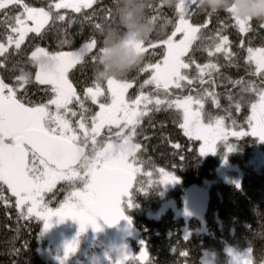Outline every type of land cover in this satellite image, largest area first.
<instances>
[{
    "label": "trees",
    "instance_id": "16d2710c",
    "mask_svg": "<svg viewBox=\"0 0 264 264\" xmlns=\"http://www.w3.org/2000/svg\"><path fill=\"white\" fill-rule=\"evenodd\" d=\"M58 2L60 0H23L30 7L49 11L50 19L39 34L28 33L19 49L15 43L9 47L7 44L8 36H15L9 26L10 18L20 14L23 7L9 5L7 11L0 10V44L7 48L6 52L0 54V79L17 88V77L28 74L29 83L18 88L17 98L30 107L47 104L52 96L48 91L50 86H40L35 82L37 66L31 60L32 52L37 47L49 52L80 50L90 43L91 38H95L97 47L87 52L84 60L69 74L77 94L83 99L87 87L92 86L96 76L97 63L92 57L98 55L102 47L101 32L94 29L93 25L100 23L106 26L115 19L113 0H94L91 8H84L80 13L72 9L57 10L54 4ZM178 3L179 0H174L172 4L165 0H152L149 15L158 17L157 26L165 30L163 38L170 35L174 30L173 24L178 22V13L175 11ZM50 5L53 7L50 8ZM105 9L111 10L109 19H105ZM58 15H64V21L56 19ZM85 17L90 19L86 20ZM166 19L173 23L165 24ZM186 19L194 26L207 22V27L201 30L204 37L213 35L221 27L219 21H224L228 27L222 35L229 37L230 49L237 55L231 63L223 53L209 57L203 50L202 41H195L185 57L186 61L191 58L195 63L184 70L192 84L184 81L181 89L173 87L169 98L188 95L199 98L205 91L214 93L215 99L205 95L203 107L194 104L193 110L201 111V120L205 125L215 126L216 120L222 118L227 135L216 140L217 151L214 154H201L199 149L204 141L189 136L181 127L182 110L161 107L159 111H149L141 119L136 135L132 137V143L139 144L140 148L134 157H130L139 169L131 198L133 203L131 199L126 200L123 209L142 234L138 241L132 242L134 255L127 264H237L238 261L243 264L245 260L248 264H264V142L251 135L249 130L248 118L252 115L251 105L256 103L255 91L242 92L244 85L234 83L243 80L246 83L254 82L258 88L264 87V78L251 75L254 65L246 62L247 47H264V22L252 19L251 30L242 34L228 13L222 11L208 22L207 16L196 5L191 6ZM160 39L154 38L152 41L156 43ZM241 41L244 42L243 47ZM164 51L159 46L149 49L145 53L144 63L158 62L163 58ZM209 61L216 63L218 70H211L210 74L203 77L204 83H201L196 78L195 65H205ZM127 78L133 81V87L127 94L131 100L139 95L140 84L148 78V73L133 71ZM103 87L106 90V82ZM144 91L151 93L154 89L145 86ZM100 99V102H104L103 97ZM70 107L77 112L75 117L68 116L75 128L81 109L76 101ZM85 107L90 109L85 113L88 117L99 111L98 103L94 104L90 100L85 101ZM51 110L54 112L55 108ZM232 132H244L246 135L237 137L231 135ZM105 134L100 136L99 142H103L101 140L105 139ZM160 169L178 178L168 182L167 190L164 182L145 174L151 171L159 175ZM83 183L82 180L66 181L64 193L61 196L56 194L53 203L58 205V202L66 200L71 192L83 187ZM196 185L209 189L210 193V208L203 224L195 218L185 217L183 210L179 212L173 205L165 204L167 200L174 204L177 201L181 203L182 198ZM16 201L17 197L7 185L2 186L0 183V264H61L41 250V245L47 243L43 219L35 214L28 216L26 207L19 209ZM85 237L79 232L77 239L82 241H78L77 245L80 242L82 247L86 245L87 255L109 252V257L113 258L102 240L91 242L88 239L84 242ZM141 241L144 243L141 244ZM60 249L56 253L59 257ZM142 254L145 255L142 257ZM107 264L115 262L110 260Z\"/></svg>",
    "mask_w": 264,
    "mask_h": 264
},
{
    "label": "snow or ice",
    "instance_id": "6c2138e0",
    "mask_svg": "<svg viewBox=\"0 0 264 264\" xmlns=\"http://www.w3.org/2000/svg\"><path fill=\"white\" fill-rule=\"evenodd\" d=\"M93 2L94 0H60L59 3L54 4V8L72 9L75 13H80L84 8H91ZM9 5L23 7V12L10 18L9 25L11 31L18 36L14 43L19 49L28 33L41 32L50 19V12L44 8L30 7L23 3V0H0V10L7 11ZM193 5L207 16L208 22L219 14L205 10L201 0H179L175 6L178 22L173 24L174 30L170 35L156 43L149 41L137 46L144 54L158 46L163 47L165 51L161 60L143 63L137 70L138 74L148 73V78L140 84V93L134 99L130 100L127 97L128 90L133 87V81L127 77L100 79L95 76L92 86L87 87L84 98L77 95L68 73L71 68L84 60L87 52L97 47L95 38H91L90 43H86L78 51L49 52L45 48L37 47L32 52L31 60L38 67L35 80L42 85L50 86L48 91L52 96L47 104L30 107L17 98L18 88L29 83L28 74L17 77V88L0 80V182L7 185L18 198L16 201L18 206L28 205L26 208L28 216L35 213L36 217L44 219L45 229L51 226L53 216H59L61 220L72 218L78 221L81 233L89 226L99 230L101 226L98 221L101 218L108 224H116L121 219H128L131 223V218L126 216L121 208V198L128 194L135 174L139 171L129 162V158L134 157L135 152L140 148L139 144L132 143V137L136 135V128L141 119L149 111H159L161 107L182 110L181 127L189 136L204 141L199 149L200 153L214 154L217 151L216 140L227 135L224 131L223 119L218 118L215 126L205 125L201 120V111L193 110L194 104L203 107V96H213L215 99V94L205 91L199 98H194L192 95L169 98L173 87L181 89L184 87L182 84L184 81L189 85L192 84V80L184 70H188L195 63L194 59L190 58L187 61L185 59L195 41H202L203 50L209 57L223 53L231 63L233 57L237 55L230 49L229 37L222 35L228 27L224 21H219L221 27L213 35L204 37L201 30L207 27V22L194 26L186 19ZM105 11L107 13L105 19H109L111 10L105 9ZM226 13L234 21L239 33L243 34L251 30L252 18H240L235 14L234 7ZM56 19L64 21L65 16L58 15ZM85 19L90 18L85 17ZM151 19L156 22L158 17L152 16ZM29 21L34 22V27L28 26ZM172 23V20H165V24ZM93 27L102 32L104 26L96 23ZM178 34L182 38L177 39ZM8 43H13L12 36H8ZM243 46L244 42L241 41V47ZM6 51L5 45L0 44V54ZM98 51L99 54L102 53L103 47ZM246 51L247 64L254 65L250 74L264 76V47L249 46ZM99 54L92 57L96 63ZM41 56L53 58L56 61L54 67L48 68L39 64ZM195 66L196 78L201 83H204L203 77L210 74L211 70H218V65L211 61L205 65ZM105 82L106 90L103 87ZM234 83L244 85L242 92L249 90L257 92L259 99L257 103L251 105L252 115L248 118V122L252 126L251 135L264 140V87L257 88L254 82L246 83L243 80ZM145 86H152L154 91L145 92ZM101 97L104 98V102H100ZM86 100L94 104L98 103L99 106V111L90 117L85 115L90 111L85 107ZM73 101H76L81 109L80 120L75 128L68 119L69 114L72 117L77 115V112L70 107ZM53 105L54 112L51 110ZM113 126L119 131L113 133ZM105 128L108 129L109 135L103 142H98L97 137ZM125 129L129 131L125 132ZM231 135L241 137L246 133L232 132ZM231 150L229 147V151ZM84 153L94 154V162L86 170H82L80 166ZM36 160L43 165L42 169L35 165ZM160 174L164 183L178 179L173 173L165 172L163 169H160ZM76 179L84 182L83 188L71 192L68 200L59 209L52 210L42 204V193L50 191L58 180L73 182ZM73 198L75 203H72ZM77 242L78 240L74 239L66 245L63 259H66L68 252L75 251L74 245ZM143 243L141 241V244ZM144 255L142 254V257ZM237 264L240 262L238 261ZM243 264H248V261H243Z\"/></svg>",
    "mask_w": 264,
    "mask_h": 264
},
{
    "label": "clouds",
    "instance_id": "9594fccd",
    "mask_svg": "<svg viewBox=\"0 0 264 264\" xmlns=\"http://www.w3.org/2000/svg\"><path fill=\"white\" fill-rule=\"evenodd\" d=\"M172 4L174 0H165ZM115 19L103 27L102 47L95 75L100 79L126 78L137 71L145 61V54L138 49L141 43L154 38H163L165 30L158 27L149 15L152 0H113ZM205 10L212 13L226 12L235 8V14L242 19H256L264 22V0H201ZM39 64L54 67L56 61L49 56H41ZM94 162V154L84 153L80 162L86 170Z\"/></svg>",
    "mask_w": 264,
    "mask_h": 264
},
{
    "label": "water",
    "instance_id": "95a60500",
    "mask_svg": "<svg viewBox=\"0 0 264 264\" xmlns=\"http://www.w3.org/2000/svg\"><path fill=\"white\" fill-rule=\"evenodd\" d=\"M78 51V50H75ZM68 52V51H66ZM78 64L69 70V73ZM36 73L38 72V67H36ZM68 73V78H69ZM36 75V74H35ZM70 80V78H69ZM71 81V80H70ZM35 82L40 86L42 85L38 81ZM76 91L77 88L71 81ZM135 184V177L132 182V186L129 189L128 194L121 198V208L125 199L132 198L133 188ZM210 207V193L209 189L202 187L200 185L193 186L190 191L182 199V210L184 216L187 218H195L199 220L202 224L205 222L206 214ZM123 209V208H122ZM126 216L127 213L124 210ZM129 217V216H128ZM100 224V229L97 230L92 226H89L86 231L82 232L91 241L102 240L105 247L109 249L114 257L115 264H127L129 260L133 257L134 251L132 246L128 243V240L138 241L141 238V230H139L133 221L129 223L128 219H121L116 224H108L102 218L98 221ZM54 225L58 231V245L63 243L72 229H77L80 231L79 222L72 219L66 218L61 220L60 217L55 218Z\"/></svg>",
    "mask_w": 264,
    "mask_h": 264
},
{
    "label": "rangeland",
    "instance_id": "374dc122",
    "mask_svg": "<svg viewBox=\"0 0 264 264\" xmlns=\"http://www.w3.org/2000/svg\"><path fill=\"white\" fill-rule=\"evenodd\" d=\"M59 3V2H58ZM23 12V11H22ZM18 15V14H17ZM28 26H30V27H34V22H32V21H29L28 22ZM18 38V36H17V34H15V36L13 37V43H14V41H15V39H17ZM179 38H182L181 36H180V34H178L177 35V39H179ZM11 44H7V47H9ZM70 74V73H69ZM262 76V75H261ZM262 78H264V76H262ZM1 80V79H0ZM258 88V87H257ZM77 92V91H76ZM129 93V92H128ZM78 95V94H77ZM81 96V95H80ZM82 97H84V96H82ZM258 99H259V97H258V94H257V92H255V95H254V100H256V103L258 102ZM100 101H102L101 99H100ZM51 108L53 109V108H55V106L53 105V106H51ZM80 120V119H79ZM78 120V121H79ZM78 126V123H77V125H76V127ZM249 130H250V132L252 131V126L250 125V127H249ZM100 136V135H99ZM257 137V136H256ZM259 138V137H258ZM260 139V138H259ZM261 141H263L264 142V140H262V139H260ZM35 165L38 167V168H40V169H42L43 168V165H40V163H39V160H36L35 161ZM78 171H80V170H78ZM137 174V173H136ZM146 174V176L147 177H149V178H151V177H153L154 176V179H157V180H161L162 179V177H161V174H156V173H153V172H151V171H148V172H146L145 173ZM136 180H137V176L135 175V183H136ZM1 184H2V186H5V184H3V182H0ZM165 186H164V188H165V190H167L169 187H168V183H163ZM135 185V184H134ZM8 187V186H7ZM10 190V189H9ZM68 198H69V196L67 197V199L66 200H64V201H61V202H58V205L57 204H54V206L52 207V210H56V209H59L67 200H68ZM183 199V198H182ZM175 202V201H174ZM72 203H75V198H73L72 199ZM165 204L168 206V205H173V207L177 210V211H179V212H182V202L181 203H179L178 201H177V203H173L172 201H170V200H167V201H165ZM28 205H25V207H27ZM210 208V207H209ZM209 211V210H208ZM208 213V212H207ZM56 218V216H53L52 218H51V226L50 227H48L47 229H45V239H46V241H47V243L46 244H43V245H41V250L43 251V253L46 255V256H48V257H54V259H56L57 261H59L61 264H71V261H73V264H96L97 262L99 263V261L100 260H102V261H100V263L99 264H107V261H114V259L112 258H110L109 257V255H110V253L109 252H105L104 254H102V253H97V255H95V254H92V255H87L88 254V252L87 251H85V246L86 245H83V247H82V244H81V242L77 245V243L75 244V251H71V252H68L67 254V256H66V259H63V257H64V254H65V251H66V248H64V249H60V248H58V246H56V245H53V240H52V238L56 235V233L54 232V230H55V228H54V225H53V220ZM43 219V218H42ZM132 220V219H131ZM133 221V220H132ZM43 222H44V219H43ZM74 230H77V229H74ZM80 231H78L77 230V233H79ZM79 236V234H77L76 235V239H77V237ZM80 238V237H79ZM77 239L78 241H82V239ZM86 238V237H85ZM75 239V238H74ZM73 238H71V240H74ZM88 239L86 238L85 239V241L84 242H86ZM56 243H57V241H55ZM92 242V241H91ZM132 242H135V241H132V240H128V243L132 246ZM55 243V244H56ZM58 244V243H57ZM56 247V248H55ZM133 247V246H132ZM58 248V249H57ZM54 249H56V250H54ZM60 249V251H61V256L59 257L56 253H57V251ZM104 251V250H103Z\"/></svg>",
    "mask_w": 264,
    "mask_h": 264
},
{
    "label": "flooded vegetation",
    "instance_id": "af4514ba",
    "mask_svg": "<svg viewBox=\"0 0 264 264\" xmlns=\"http://www.w3.org/2000/svg\"><path fill=\"white\" fill-rule=\"evenodd\" d=\"M130 90V89H129ZM129 90H128V92H129ZM128 94V93H127ZM107 131H108V129H106V134L104 133V129H102V131H101V133H100V136L102 137V135H106V136H108L109 135V133H107ZM116 131H119V129H116L115 128V126H113V133L114 132H116ZM125 132H128L129 130L128 129H125L124 130ZM100 136H98L97 137V140H100ZM101 141H104V140H101ZM99 142V141H98ZM85 151H88V149H85ZM129 162L130 163H133V166L135 167V165H134V161L133 160H131V158H129ZM79 170V169H78ZM81 175H83V172L81 171ZM136 176H137V174H135ZM76 180H79V179H76ZM65 182H66V180H58L56 183H55V185L52 187V189L50 190V191H45V192H43L42 193V204H44L47 208H49V209H52V207L54 206V204L55 203H53V198L54 197H56V194H59L60 196L64 193L63 192V187H65ZM83 187H78L77 188V190L78 189H82ZM58 196V195H57ZM18 199V198H17ZM131 199V198H130ZM58 200V199H57ZM126 200H129V199H125L124 200V202H123V205H122V208H123V206H124V203H125V201ZM56 201V200H55ZM16 203V202H15ZM131 203H133L132 202V199H131ZM16 205H17V203H16ZM128 205V204H127ZM17 207L19 208V209H23L25 206H23V207H20V206H18L17 205ZM27 208V207H26ZM124 210V209H123ZM33 214H35V213H33ZM57 217V216H56ZM55 220V219H54ZM54 220L52 221L53 222V225H54ZM44 223V225H45V221L43 222ZM54 228H55V230H54V232L56 233V235L52 238V240H53V245H56L55 244V241H58V233H57V229H56V227H55V225H54ZM77 234H79V233H77V230H71L70 231V233H69V236L67 237V239L63 242V243H61V245H59L58 247H61V248H66V245L69 243V242H71V241H73V240H71V238H75L76 239V235ZM110 251V250H109Z\"/></svg>",
    "mask_w": 264,
    "mask_h": 264
}]
</instances>
